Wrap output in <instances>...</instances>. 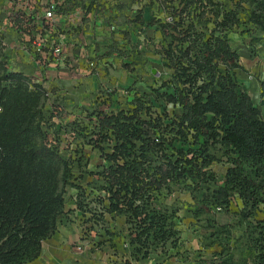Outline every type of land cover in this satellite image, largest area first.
Here are the masks:
<instances>
[{
    "label": "trees",
    "instance_id": "1",
    "mask_svg": "<svg viewBox=\"0 0 264 264\" xmlns=\"http://www.w3.org/2000/svg\"><path fill=\"white\" fill-rule=\"evenodd\" d=\"M172 1L177 4L170 6L171 15L150 23L155 24L160 40L153 45V54L168 72L159 86H150L148 94L129 87L127 107L111 109L117 91L97 81L98 103L92 114L96 121L90 136L108 164L98 173L105 192L99 196L98 208L123 215L134 252L146 256L176 235L159 199L163 191L169 193L172 184L191 180L196 192L210 193L214 186L205 200L224 211L233 197L239 198L245 218L254 220L263 208V218L248 226V237L254 252L251 264H264V118L260 110L264 77L258 81L256 103L236 79L243 67L229 41L232 30L243 23L264 33V0H227L230 4L225 0H152L166 11ZM245 12L247 22L242 18ZM137 16L131 21L142 29L145 23L137 22ZM144 40L153 41L145 36ZM108 47L123 58L144 53L143 49L137 52L138 44L132 45V51H122L115 40ZM2 68L0 264H27L39 257L42 241L55 233L64 214L70 167L58 147L47 144L51 139L42 126L41 105L46 85H31L25 73L6 72L0 62ZM152 100L162 107V114L156 113ZM100 143H108V151ZM215 144L234 155L221 185L210 170L213 157L208 150ZM77 209L84 212L79 203ZM228 263L227 256L221 264Z\"/></svg>",
    "mask_w": 264,
    "mask_h": 264
},
{
    "label": "rangeland",
    "instance_id": "2",
    "mask_svg": "<svg viewBox=\"0 0 264 264\" xmlns=\"http://www.w3.org/2000/svg\"><path fill=\"white\" fill-rule=\"evenodd\" d=\"M132 1L138 8L131 10L132 13L126 16L123 15V8L128 3L123 1L113 4V9L119 11V15L115 16L116 24L120 27L119 30H122L121 26L123 24L129 23L135 18L137 11L139 13H137L136 21L145 23L142 29L138 26L135 27L132 35H124V45L126 47H123L122 51H132V45L138 44L140 47L142 44V48L148 49L150 55L154 56L155 46L153 45H156L160 40L155 24L151 25L150 23L154 22L156 17H163L164 14L170 16V6H176L177 2L172 1L173 4L170 2V5L167 2L166 5L169 6V9L166 11L163 6L153 3L152 0ZM226 2L230 4L231 1L225 0V4ZM243 8L244 11L248 12L247 5H243ZM242 15L244 16L242 17L244 22H247V13H242ZM137 36L141 38L138 39ZM144 36L152 38L153 41H145ZM229 41L231 46L237 50L240 65L243 67V70L236 72V79L240 85L248 89V93L257 103L255 85L259 79L264 77V33L253 30L251 26L246 27V24L243 23L240 27L232 30L229 34ZM70 43L73 45L87 44L76 40ZM118 43L119 45L123 44V42ZM107 44H109L108 41H99L91 50L99 49V47L101 48ZM90 47L89 45L85 48ZM142 48L136 47L137 52H142ZM30 52L31 42L29 40L25 38L16 41L10 40V38L5 40L0 36V62L5 67L6 72L21 71L25 73L31 79V85L33 83L42 84L46 81H49L48 83L52 82L51 85L47 83L46 95L41 101L42 120L44 121L42 126L51 139V141H47V144L57 146L59 154L68 162L70 167V185L65 189L64 210L70 206L77 208L79 203L84 211H94L98 209L97 202L99 198L105 195L102 190L104 183L98 173L108 164L102 159L103 157L98 148L94 147L95 137L90 136L94 130L93 123L96 121V117L92 114L96 108L95 105L98 103L95 102V93L89 92L88 84L92 80L82 77V75L72 74L73 69L69 68L67 62L76 61L77 56L75 54L65 58L62 57L59 64L57 57L47 56L44 59V64L38 61L36 66L34 64L36 57L29 56ZM132 56L123 59L122 64L126 73L118 72L111 64L108 68L113 72L112 76L116 82H123L125 85L132 82L127 88L130 87L132 91H137L139 94H148L150 92L149 87L156 89L160 84V80L165 78L168 72L159 65L158 60L154 57V59L151 56L147 57L150 59L147 60L142 56ZM95 57L97 56L95 55ZM41 59L37 56V60ZM83 67V72L88 71L86 65ZM137 69H139V72L136 73ZM2 70L3 68L0 70V75L5 72ZM68 72L72 74V77L70 76L72 81L70 80L71 83L68 84L71 87L66 88V93H64L66 97L63 99L60 98L61 93H59L61 87L57 84L64 80L63 78L68 75ZM127 75L130 81L126 79ZM88 76L91 78L90 75ZM74 77L76 78L74 79ZM86 94L87 97H85ZM125 95L126 93L122 92L114 94L111 109L127 107L126 104L128 100H131V97H125ZM152 101L156 113L162 114V107L154 100ZM81 106L87 107L88 110H82ZM106 110L108 111V108ZM260 110L264 118V108L260 107ZM168 112L171 113L172 109H169ZM144 118L146 117L144 116ZM107 144H101L104 151H108ZM175 146L181 148V143L175 142ZM208 152L209 156L213 157L210 170L215 175L217 184L221 185L224 181L225 171L230 166L228 160L234 158V155L230 150L219 144L210 147ZM192 184V180L172 184L169 193L163 191V194L159 196L162 209L165 210L168 218L167 224H172L174 231L176 230V235L169 238L166 246L168 248L178 246L177 249L181 257L185 253H194V256L208 258L216 264H221L228 256L231 264H251L254 252L250 247L248 237L250 230L248 226H254V220L263 218V208L261 207L254 220L245 218L241 211L243 207L239 198L233 197L230 200L229 210L224 211L223 207L210 204V202L207 203L205 200L206 195H210L215 188L214 186H211L210 193H206L203 192V189L199 192L193 191ZM72 219H74V216L69 217L70 221ZM219 260L222 261L218 263Z\"/></svg>",
    "mask_w": 264,
    "mask_h": 264
},
{
    "label": "crops",
    "instance_id": "3",
    "mask_svg": "<svg viewBox=\"0 0 264 264\" xmlns=\"http://www.w3.org/2000/svg\"><path fill=\"white\" fill-rule=\"evenodd\" d=\"M128 3L124 6L123 15H129L132 13L131 10L137 9L138 7L134 4L132 0H124ZM126 5V4H124ZM132 6V7H131ZM114 16L119 15V11H113ZM139 13L138 11L136 14ZM143 13V12H142ZM139 26L138 23L130 21L127 24L121 26L122 30L117 24L115 32L111 35L110 39H101L95 41H110L115 40L117 42H124L123 35H132L133 29ZM143 26V25H142ZM120 31V32H119ZM131 38V37H130ZM138 39L141 37L137 36ZM91 47H93V42L88 40L85 41ZM95 43V45H96ZM105 44V43H101ZM94 45V46H95ZM122 46L123 45H119ZM141 45L139 48H142ZM126 47V46H125ZM142 57L144 59L150 60L147 57H157L150 55V52L145 51L142 48ZM96 56L101 60L99 73L94 77H89L86 71L83 72V66L85 63L83 61L78 62L79 70H73L72 74L82 75V77H87L91 79L88 84L89 92H97V81L105 89H113L118 92L126 93L124 90L130 86L123 82H116L115 78L112 76L111 69L108 66L113 65L118 72H125L123 68V57L118 55L116 52H112V48L107 45L102 46L99 49H95ZM139 57V56H138ZM153 58V59H154ZM155 62L157 63V61ZM113 61V63H112ZM99 62V61H98ZM104 69V70H103ZM141 69V67H139ZM137 69L135 72H139ZM62 71V70H61ZM154 72V70H152ZM57 73V72H54ZM67 73V72H66ZM72 74L68 72L61 82H59V87L61 96L66 93V88L71 83L70 76ZM87 75V76H86ZM76 77H74L75 79ZM126 79H129L128 75ZM50 80V78H49ZM71 80V81H70ZM49 81L43 82L47 85ZM52 83V82H50ZM48 83L49 85H51ZM129 83V82H128ZM246 85V84H244ZM256 97L258 101L259 95V83L255 85ZM248 90V89H247ZM89 94V93H88ZM251 95V94H250ZM88 95L86 94L85 97ZM84 97V96H83ZM253 98V97H252ZM105 204V203H104ZM99 214H102V219H100ZM74 216L72 221L69 217ZM130 230L128 225L125 223V217L123 215H117L115 213H107L100 208L94 211H81L75 206H70L64 210V214L60 217V222L58 223L55 233L48 239L42 241L40 247V254L37 259L31 261L27 264H211L212 260L208 258H199V256H194V253H185L182 257L177 249L178 246L168 248L166 245L164 247H153L148 251V254L144 256L143 254H136L134 252V246L130 243ZM80 247V249H78ZM211 261V262H210Z\"/></svg>",
    "mask_w": 264,
    "mask_h": 264
},
{
    "label": "built area",
    "instance_id": "4",
    "mask_svg": "<svg viewBox=\"0 0 264 264\" xmlns=\"http://www.w3.org/2000/svg\"><path fill=\"white\" fill-rule=\"evenodd\" d=\"M123 1L0 0V36L5 40H29V56L36 57V66L38 61L44 64L47 56L57 57L59 64L62 57L75 54L76 61H66L69 68L78 71V62L83 61L86 73L95 77L101 66L95 50L86 49L88 44L70 42L90 40L94 46L97 40L110 39L117 27L113 4ZM37 56L42 59L37 60Z\"/></svg>",
    "mask_w": 264,
    "mask_h": 264
}]
</instances>
